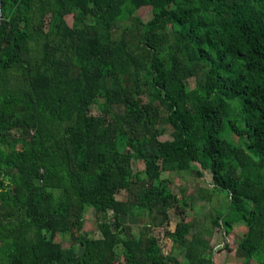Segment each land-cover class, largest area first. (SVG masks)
Segmentation results:
<instances>
[{
  "label": "trees",
  "instance_id": "trees-1",
  "mask_svg": "<svg viewBox=\"0 0 264 264\" xmlns=\"http://www.w3.org/2000/svg\"><path fill=\"white\" fill-rule=\"evenodd\" d=\"M144 5L146 21L134 14ZM0 8V264H214L184 196L161 177L191 170L225 192L212 224L246 229L238 264H264V0ZM87 208L98 238L84 230ZM170 209L179 221L167 253L153 229Z\"/></svg>",
  "mask_w": 264,
  "mask_h": 264
},
{
  "label": "rangeland",
  "instance_id": "rangeland-1",
  "mask_svg": "<svg viewBox=\"0 0 264 264\" xmlns=\"http://www.w3.org/2000/svg\"><path fill=\"white\" fill-rule=\"evenodd\" d=\"M135 13L142 20H148L151 17V6L144 5L135 7ZM66 19L70 23L72 18L71 15H67ZM219 84L214 78H211L209 85L207 87V94L211 89ZM195 86L194 78H190L187 82V89ZM205 106H214V98L211 96L204 98ZM169 128L160 135V139H169L168 134ZM230 139L236 141V137L229 135ZM132 168L134 171L137 169L144 168V162L138 159L132 161ZM202 177L196 176L191 170L190 172L184 171H172V172H162L161 177L167 180L168 185L171 190L175 192L178 196L183 195L187 206L185 209V217L187 220L194 219L196 227L193 232L201 231L202 236L208 238L210 246L214 251V264H238L239 259L235 256L236 246L234 242L238 241L246 229L241 225H235L232 231L225 235L221 227H216L212 224L211 218L220 213H224L225 203L223 201L225 197V192L219 191L216 193L211 187V179L208 171H202ZM210 198V200H209ZM170 219L168 224L164 227H155L153 229L154 234L158 237L159 243L164 252L169 253L172 249V236L166 234V230H175V225L179 221V218L174 213L173 209L169 210ZM84 218V230L89 232L94 237H100V234L96 228L95 213L91 208H87L83 214ZM125 221L133 224L135 226L137 218L134 216H128L124 218ZM200 232V233H201ZM56 241H60L63 247L70 246V239L68 237L57 236ZM227 246V248L225 247ZM79 246L75 245V249L78 250ZM182 259H184L182 257ZM118 264H125L123 258L121 257ZM253 264H257L253 262Z\"/></svg>",
  "mask_w": 264,
  "mask_h": 264
},
{
  "label": "water",
  "instance_id": "water-1",
  "mask_svg": "<svg viewBox=\"0 0 264 264\" xmlns=\"http://www.w3.org/2000/svg\"><path fill=\"white\" fill-rule=\"evenodd\" d=\"M0 13H1V8H0Z\"/></svg>",
  "mask_w": 264,
  "mask_h": 264
}]
</instances>
